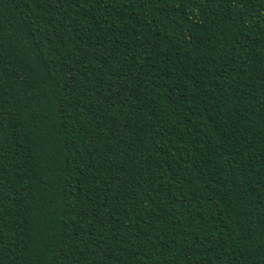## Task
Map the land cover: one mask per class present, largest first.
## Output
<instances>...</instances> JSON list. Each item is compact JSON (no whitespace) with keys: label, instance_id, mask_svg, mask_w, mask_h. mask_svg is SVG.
Here are the masks:
<instances>
[{"label":"trees","instance_id":"1","mask_svg":"<svg viewBox=\"0 0 264 264\" xmlns=\"http://www.w3.org/2000/svg\"><path fill=\"white\" fill-rule=\"evenodd\" d=\"M0 264H264V0H0Z\"/></svg>","mask_w":264,"mask_h":264}]
</instances>
